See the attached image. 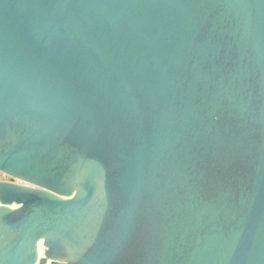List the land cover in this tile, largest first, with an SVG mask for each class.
Listing matches in <instances>:
<instances>
[{"label": "water", "instance_id": "95a60500", "mask_svg": "<svg viewBox=\"0 0 264 264\" xmlns=\"http://www.w3.org/2000/svg\"><path fill=\"white\" fill-rule=\"evenodd\" d=\"M0 264H264V0H0Z\"/></svg>", "mask_w": 264, "mask_h": 264}, {"label": "rangeland", "instance_id": "374dc122", "mask_svg": "<svg viewBox=\"0 0 264 264\" xmlns=\"http://www.w3.org/2000/svg\"><path fill=\"white\" fill-rule=\"evenodd\" d=\"M7 178H10V176L0 172V179H7Z\"/></svg>", "mask_w": 264, "mask_h": 264}]
</instances>
